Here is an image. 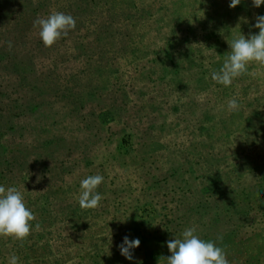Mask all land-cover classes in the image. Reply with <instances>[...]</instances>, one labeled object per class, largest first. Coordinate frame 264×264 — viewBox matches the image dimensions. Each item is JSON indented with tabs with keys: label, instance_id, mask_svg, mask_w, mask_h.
Returning <instances> with one entry per match:
<instances>
[{
	"label": "rangeland",
	"instance_id": "rangeland-1",
	"mask_svg": "<svg viewBox=\"0 0 264 264\" xmlns=\"http://www.w3.org/2000/svg\"><path fill=\"white\" fill-rule=\"evenodd\" d=\"M229 3L0 0V185L35 215L22 246L0 237V264H158L192 226L230 264H264V68L211 80L264 4ZM53 11L76 28L45 47L33 21ZM96 174L100 206L81 209Z\"/></svg>",
	"mask_w": 264,
	"mask_h": 264
},
{
	"label": "clouds",
	"instance_id": "clouds-1",
	"mask_svg": "<svg viewBox=\"0 0 264 264\" xmlns=\"http://www.w3.org/2000/svg\"><path fill=\"white\" fill-rule=\"evenodd\" d=\"M242 0H230L229 7L235 8ZM264 0H252V5L259 8ZM254 28L258 34L249 33L246 37L239 34L227 41L230 51L225 56L222 67L211 73V80L229 87L233 80L245 75L252 64L264 68V15L255 17ZM34 27L39 28V37L45 47L53 46L62 37H66L70 30L76 28V20L70 14L53 11L46 18H36ZM12 45L9 42V49ZM229 112H236L240 105L235 97L228 100ZM104 177L100 174L89 175L80 181L78 203L81 209H95L103 199L97 191L103 183ZM35 220L33 211L26 206L24 194L15 186L0 185V237L12 238L23 245L32 231V222ZM36 230L40 225H35ZM195 226L185 228L179 236L167 241L170 256L159 258L158 264H230L224 248L215 241H206L196 234ZM111 237H109V240ZM140 240L123 238L118 246L122 256L133 260V249L140 246ZM9 264H19V257L12 255Z\"/></svg>",
	"mask_w": 264,
	"mask_h": 264
}]
</instances>
